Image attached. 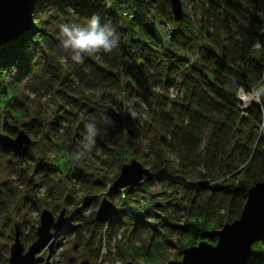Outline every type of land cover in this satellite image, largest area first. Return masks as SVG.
Instances as JSON below:
<instances>
[{
  "label": "trees",
  "instance_id": "trees-1",
  "mask_svg": "<svg viewBox=\"0 0 264 264\" xmlns=\"http://www.w3.org/2000/svg\"><path fill=\"white\" fill-rule=\"evenodd\" d=\"M184 1L198 12L182 8L173 23L168 0H37L27 32L0 46V135L13 138L19 126L31 141L21 159L0 146V236L11 232V208L24 192L15 179L43 185L49 201L64 198L63 187L69 196L73 182L91 186L96 208L117 195L110 185L119 168L139 157L149 173L122 190L124 210L104 225L93 209L75 207L59 240L71 238L72 250L96 262L100 243L91 249V240L114 229L123 240L112 260L182 264L184 249L214 245L215 233L239 217L248 189L264 178V105L241 113L231 79L246 91L264 82V0ZM93 16L116 29L118 46L81 64L63 62L59 25ZM31 96L46 97L49 108L31 109ZM93 119L114 146L96 139L112 163L99 182L71 155ZM139 200L150 203L154 224L135 217L129 203ZM169 249L177 251L173 260ZM72 250L61 264H77ZM8 252L0 244L2 264ZM242 264H264V234Z\"/></svg>",
  "mask_w": 264,
  "mask_h": 264
},
{
  "label": "water",
  "instance_id": "water-1",
  "mask_svg": "<svg viewBox=\"0 0 264 264\" xmlns=\"http://www.w3.org/2000/svg\"><path fill=\"white\" fill-rule=\"evenodd\" d=\"M37 0H0V46L16 39L27 32L31 25V16ZM173 23L182 18L180 0H168ZM31 141L23 131H18L13 138L0 135V146L8 150L12 157L21 159L29 150ZM148 170L138 162L131 160L123 164L117 177L112 182L111 190L129 188L142 182ZM117 209L103 198L98 205L94 218L100 224L110 222ZM64 225L63 214L57 218L47 210L39 216L35 229V241L24 252L15 230L13 242L9 247L6 264H35L36 256L43 250L51 251L54 239ZM264 234V178L250 187L237 219L215 233L214 245L199 243L195 247L181 252L182 264H242L248 256L251 245ZM49 256L44 264L48 263ZM80 264H88L81 262ZM130 264V263H128Z\"/></svg>",
  "mask_w": 264,
  "mask_h": 264
},
{
  "label": "rangeland",
  "instance_id": "rangeland-1",
  "mask_svg": "<svg viewBox=\"0 0 264 264\" xmlns=\"http://www.w3.org/2000/svg\"><path fill=\"white\" fill-rule=\"evenodd\" d=\"M195 4H189L188 1L181 5V8L192 16L193 13L198 12V7L194 10ZM170 92V91H169ZM171 93V92H170ZM33 100L31 104V109H42L46 110L49 108V103L47 102L46 97H32ZM18 131H22L19 126H17ZM104 136V137H103ZM98 139L104 140V145L107 147L108 150L112 151L114 149L113 146V137L105 136L104 134L97 137ZM106 138V139H105ZM144 142L147 141V138L144 137ZM142 152H146L145 149L142 150ZM111 156L106 153V150L101 147L98 144V141H96V146L93 149L91 156L89 158L83 159V164L78 163V167L80 169H84L85 173L90 175L92 182H99L101 180V177L103 175V172H108L112 167L109 169V166L111 163ZM136 161L141 163V159L136 158ZM126 164V163H124ZM144 167H147L146 165H143ZM120 169V168H119ZM64 170H66V167H64ZM114 181V180H113ZM25 181H22L20 179H15L14 188L17 192H23V195L20 197H16L14 200V204L11 208L10 218H11V232L6 235V237L0 236V244L7 245L9 248L13 242L15 230L19 233V241L23 246L24 252L26 251L27 247L31 245L32 242L35 241V229L38 227L39 223V216L40 213L43 210L49 211L54 218H57L59 214H61V211L63 212V218L64 219V225L61 227V229L67 225L69 218L67 215V211H73L75 207H83V210L86 211V213H90L93 209L94 215L98 208L99 203L103 198H100L98 201V205L95 208L93 206L92 199L95 198L96 195H94L95 192H93V188L88 185H83L78 182H73L71 185L72 192L71 194H66L64 192V187L61 188V193L63 194V197L56 198V200H50L48 196V192L46 191L45 187L43 185L39 186H29V183H25ZM5 183V178H0V185ZM26 184V185H25ZM112 184V183H111ZM111 186V185H110ZM126 189V188H125ZM124 189L117 190L118 193L113 197L111 201H109L112 205L116 207L119 212L123 211L126 207V199L123 196ZM152 191V189H151ZM58 195V194H57ZM69 197L70 202H65V199ZM84 200V201H83ZM132 200V199H131ZM129 207H132L135 209V217L139 220L145 221L148 224H154V221L151 220V218H148L146 216L147 210L150 209V203L144 200H139L138 202L129 203ZM149 213V212H148ZM152 213V212H150ZM118 214L114 216V218ZM113 218V219H114ZM112 219V220H113ZM110 223V222H108ZM108 223L104 224L107 225ZM69 224V223H68ZM223 227V226H222ZM221 227V228H222ZM220 228V229H221ZM32 229V232H31ZM219 229V230H220ZM107 229L104 228L100 233H97L94 238L91 240L89 248H95L96 245L100 243L99 247V258L96 260V262H93L90 260L88 252L84 251H78L77 248H74L72 250L71 247H73L72 243L73 240L67 239V238H60L59 240V234L54 239V245L49 252L47 249L41 251L36 256V262L35 264H44L46 257L49 256L48 263L49 264H61L64 260V253H67L68 251H71L76 254L77 256V264H80L81 262H87L88 264H142L141 260L137 259L134 261H127L123 262L118 258H114L113 260L110 258L111 255L115 251V246L117 242H120L123 240L121 237L120 231H115L112 229V232L107 234ZM1 232V230H0ZM57 240V243L55 245V241ZM100 241V242H99ZM171 242L174 243L175 239H171ZM139 241L135 243V245L139 246ZM197 245V244H196ZM195 245V246H196ZM193 246V247H195ZM187 249V248H186ZM86 251V250H85ZM9 253V252H8ZM177 251L175 249H169L166 251V255L168 260H173L176 256ZM8 258V256H7ZM7 258L5 259V263H7ZM0 264L1 261H0Z\"/></svg>",
  "mask_w": 264,
  "mask_h": 264
},
{
  "label": "clouds",
  "instance_id": "clouds-1",
  "mask_svg": "<svg viewBox=\"0 0 264 264\" xmlns=\"http://www.w3.org/2000/svg\"><path fill=\"white\" fill-rule=\"evenodd\" d=\"M60 46L67 55L62 56L61 60L67 63L69 60L75 64H81L85 56H97L101 53H111L119 42L116 29L111 24L101 25L100 17H91L86 24H61L59 25ZM261 47L259 42L253 45V49ZM232 87L235 88L237 97L244 102V106H249L252 102L264 105V82L258 83L250 90H245L236 84L235 78ZM128 114L134 118L137 113L130 110ZM104 123H110L108 117L103 116ZM102 135V129L98 127L95 119L86 122L81 133V140L77 149L73 151L72 159L80 160L89 158L96 146V139Z\"/></svg>",
  "mask_w": 264,
  "mask_h": 264
},
{
  "label": "built area",
  "instance_id": "built-area-1",
  "mask_svg": "<svg viewBox=\"0 0 264 264\" xmlns=\"http://www.w3.org/2000/svg\"><path fill=\"white\" fill-rule=\"evenodd\" d=\"M235 98L239 103V109L241 113H245L246 111H248L250 106H254V105H258L259 103L256 102H252L249 106H244V102L242 100H240L237 95L235 94Z\"/></svg>",
  "mask_w": 264,
  "mask_h": 264
}]
</instances>
